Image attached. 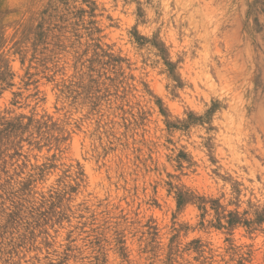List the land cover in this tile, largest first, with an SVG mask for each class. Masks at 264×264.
I'll return each mask as SVG.
<instances>
[{"label": "rangeland", "instance_id": "374dc122", "mask_svg": "<svg viewBox=\"0 0 264 264\" xmlns=\"http://www.w3.org/2000/svg\"><path fill=\"white\" fill-rule=\"evenodd\" d=\"M0 264H264V0H0Z\"/></svg>", "mask_w": 264, "mask_h": 264}]
</instances>
